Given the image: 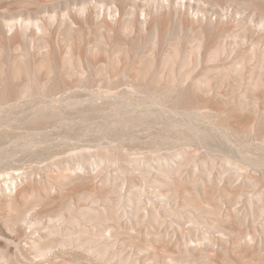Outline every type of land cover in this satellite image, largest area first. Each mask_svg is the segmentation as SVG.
Returning <instances> with one entry per match:
<instances>
[{"label":"rangeland","instance_id":"1","mask_svg":"<svg viewBox=\"0 0 264 264\" xmlns=\"http://www.w3.org/2000/svg\"><path fill=\"white\" fill-rule=\"evenodd\" d=\"M0 264H264V0H0Z\"/></svg>","mask_w":264,"mask_h":264}]
</instances>
